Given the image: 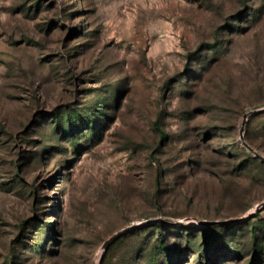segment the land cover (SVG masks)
Returning a JSON list of instances; mask_svg holds the SVG:
<instances>
[{"label":"rangeland","instance_id":"1","mask_svg":"<svg viewBox=\"0 0 264 264\" xmlns=\"http://www.w3.org/2000/svg\"><path fill=\"white\" fill-rule=\"evenodd\" d=\"M263 107L264 0H0V264H264Z\"/></svg>","mask_w":264,"mask_h":264},{"label":"water","instance_id":"2","mask_svg":"<svg viewBox=\"0 0 264 264\" xmlns=\"http://www.w3.org/2000/svg\"><path fill=\"white\" fill-rule=\"evenodd\" d=\"M261 109H264L263 108H259V109H256V110H252L250 112H247L245 113L244 115V120L246 121L247 120V117L250 113L252 112H256V111H259ZM241 134H242V137H244V132H243V126L241 127ZM244 143L246 144V146L255 154L257 155L260 159H262L264 161V155L262 153H260L257 149H255L252 145H250L245 139H244ZM264 204V203H263ZM134 225H131V226H128V227H125L117 232H115L113 235H111L105 242V247H107L112 241H114L118 236H120L121 234H123L124 232L128 231L129 229L133 228Z\"/></svg>","mask_w":264,"mask_h":264}]
</instances>
